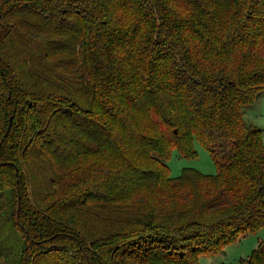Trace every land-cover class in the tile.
Here are the masks:
<instances>
[{
  "label": "trees",
  "instance_id": "obj_1",
  "mask_svg": "<svg viewBox=\"0 0 264 264\" xmlns=\"http://www.w3.org/2000/svg\"><path fill=\"white\" fill-rule=\"evenodd\" d=\"M262 88L264 0H0V264H199L263 226ZM194 140L215 172L171 175Z\"/></svg>",
  "mask_w": 264,
  "mask_h": 264
},
{
  "label": "rangeland",
  "instance_id": "obj_2",
  "mask_svg": "<svg viewBox=\"0 0 264 264\" xmlns=\"http://www.w3.org/2000/svg\"><path fill=\"white\" fill-rule=\"evenodd\" d=\"M257 95H263L264 97V88L259 89ZM258 96L248 106H245V116L247 120L250 118L254 124L262 128V140L264 142V126L260 124L261 121H264V104L263 106L259 104ZM252 108L254 112L249 110ZM252 113H260L261 115L259 117L254 115L251 118ZM193 143L197 151V154L193 157L179 156L175 148L171 150L170 156L166 160L171 175L179 174L183 166L196 167L204 173L215 172V164L207 149L197 140H194ZM259 239L264 242V225L253 232L240 234L236 239L227 242L223 249L215 254H200L198 262L199 264H236L239 258L246 257L250 253Z\"/></svg>",
  "mask_w": 264,
  "mask_h": 264
},
{
  "label": "crops",
  "instance_id": "obj_3",
  "mask_svg": "<svg viewBox=\"0 0 264 264\" xmlns=\"http://www.w3.org/2000/svg\"><path fill=\"white\" fill-rule=\"evenodd\" d=\"M258 99H259V104H262L261 106H263V104H264V97H263V95H259V96H258ZM249 110H252V111L254 112L253 108H252V109H249ZM254 115H256V116L259 117L261 114H260V113H256V114H253V113H252V114L250 115L251 118H253ZM248 120L251 121L250 118H249ZM251 122H252V121H251ZM252 123H253V122H252ZM253 124H254V123H253Z\"/></svg>",
  "mask_w": 264,
  "mask_h": 264
},
{
  "label": "clouds",
  "instance_id": "obj_4",
  "mask_svg": "<svg viewBox=\"0 0 264 264\" xmlns=\"http://www.w3.org/2000/svg\"><path fill=\"white\" fill-rule=\"evenodd\" d=\"M260 124H261V126H264V121H261Z\"/></svg>",
  "mask_w": 264,
  "mask_h": 264
}]
</instances>
